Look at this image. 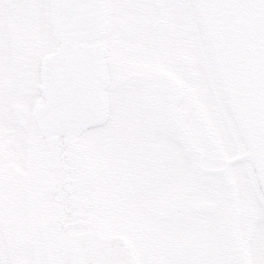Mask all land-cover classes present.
I'll return each mask as SVG.
<instances>
[{
	"label": "snow or ice",
	"instance_id": "6c2138e0",
	"mask_svg": "<svg viewBox=\"0 0 264 264\" xmlns=\"http://www.w3.org/2000/svg\"><path fill=\"white\" fill-rule=\"evenodd\" d=\"M0 264H264V0H0Z\"/></svg>",
	"mask_w": 264,
	"mask_h": 264
}]
</instances>
